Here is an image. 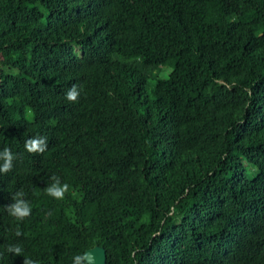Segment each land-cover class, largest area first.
Wrapping results in <instances>:
<instances>
[{
    "label": "trees",
    "instance_id": "1",
    "mask_svg": "<svg viewBox=\"0 0 264 264\" xmlns=\"http://www.w3.org/2000/svg\"><path fill=\"white\" fill-rule=\"evenodd\" d=\"M3 147L0 264H264V0H0Z\"/></svg>",
    "mask_w": 264,
    "mask_h": 264
},
{
    "label": "clouds",
    "instance_id": "2",
    "mask_svg": "<svg viewBox=\"0 0 264 264\" xmlns=\"http://www.w3.org/2000/svg\"><path fill=\"white\" fill-rule=\"evenodd\" d=\"M131 38L132 39L127 42L132 45V53L139 54L141 52V47L143 46V43L139 41L141 38L136 36H132ZM79 96L80 90L75 84H73L65 93V98L73 103L78 100ZM24 147L29 153L42 154L48 148L47 137L42 135L31 136L25 140ZM15 159L16 156L9 147H3L0 149V173L6 174L12 171L13 161ZM49 181L50 183H47V186L44 189L45 193L53 199L63 200L65 194L70 190V185L66 182H62L61 178L56 174L51 175ZM25 195L26 194L22 190L13 193L11 196V202L7 204L5 208L8 215L14 217L17 221H23L32 213L31 202L25 199ZM48 214L51 215V212ZM15 234L18 237L23 235L18 226ZM7 251L15 256H20L23 249L19 244H10ZM23 258V264H39L38 260L31 257L24 256ZM73 264H95V256L90 250L84 251L73 257Z\"/></svg>",
    "mask_w": 264,
    "mask_h": 264
},
{
    "label": "water",
    "instance_id": "3",
    "mask_svg": "<svg viewBox=\"0 0 264 264\" xmlns=\"http://www.w3.org/2000/svg\"><path fill=\"white\" fill-rule=\"evenodd\" d=\"M87 250L92 251V254L95 256V264H107L108 254L104 246L96 244Z\"/></svg>",
    "mask_w": 264,
    "mask_h": 264
}]
</instances>
